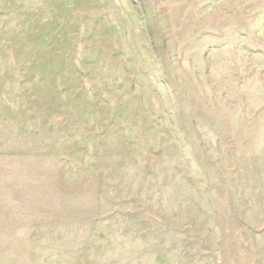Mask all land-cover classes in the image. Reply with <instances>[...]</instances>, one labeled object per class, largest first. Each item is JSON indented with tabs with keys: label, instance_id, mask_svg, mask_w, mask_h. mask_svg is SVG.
I'll use <instances>...</instances> for the list:
<instances>
[{
	"label": "rangeland",
	"instance_id": "rangeland-1",
	"mask_svg": "<svg viewBox=\"0 0 264 264\" xmlns=\"http://www.w3.org/2000/svg\"><path fill=\"white\" fill-rule=\"evenodd\" d=\"M0 264H264V0H0Z\"/></svg>",
	"mask_w": 264,
	"mask_h": 264
}]
</instances>
